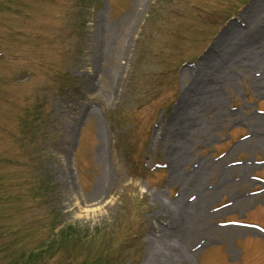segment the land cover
Segmentation results:
<instances>
[{
  "label": "rangeland",
  "instance_id": "374dc122",
  "mask_svg": "<svg viewBox=\"0 0 264 264\" xmlns=\"http://www.w3.org/2000/svg\"><path fill=\"white\" fill-rule=\"evenodd\" d=\"M0 264H264V0H0Z\"/></svg>",
  "mask_w": 264,
  "mask_h": 264
},
{
  "label": "bare ground",
  "instance_id": "6f19581e",
  "mask_svg": "<svg viewBox=\"0 0 264 264\" xmlns=\"http://www.w3.org/2000/svg\"><path fill=\"white\" fill-rule=\"evenodd\" d=\"M218 71L219 72L213 79L216 84H218L220 80L222 81L224 77V75L221 73L222 71ZM182 136L185 137V135ZM185 152L187 153L188 151ZM187 158L188 155L182 153V157L177 162V168H179L184 163V161H186ZM196 185L192 187H196ZM198 187L200 192L197 193L198 196L196 197V203H187V205L181 206L177 210L178 215L176 216L175 222H173V224L170 223L169 227L166 228L164 235L162 234L160 239V241H162L161 244L164 245L163 248L168 250V255L172 258H175L178 262H190L189 257L191 255L192 249L194 248L188 247V232L190 231L188 220L195 213H197L198 210L204 209V206H207L208 197L209 195H211V192H208L206 195L203 194L204 192H202V187L204 186H202V184L200 185L198 183Z\"/></svg>",
  "mask_w": 264,
  "mask_h": 264
}]
</instances>
